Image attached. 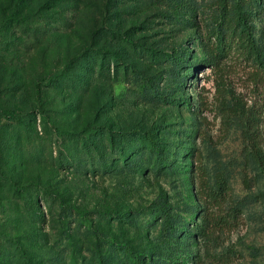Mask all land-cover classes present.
<instances>
[{
	"label": "rangeland",
	"instance_id": "rangeland-1",
	"mask_svg": "<svg viewBox=\"0 0 264 264\" xmlns=\"http://www.w3.org/2000/svg\"><path fill=\"white\" fill-rule=\"evenodd\" d=\"M181 1L0 0V264H264V79Z\"/></svg>",
	"mask_w": 264,
	"mask_h": 264
},
{
	"label": "trees",
	"instance_id": "trees-1",
	"mask_svg": "<svg viewBox=\"0 0 264 264\" xmlns=\"http://www.w3.org/2000/svg\"><path fill=\"white\" fill-rule=\"evenodd\" d=\"M190 4L195 5L194 0H182L181 6L190 8ZM217 13L215 15L214 24L210 28L207 35L212 52L210 57H207L202 64L206 67L217 66V60L226 55L232 48H238L244 59L250 60L256 65L257 78L264 79V26L258 29L252 22L259 16L261 9L264 7V0H215ZM258 34V35H257ZM175 62L180 60L175 56ZM53 80V79H52ZM240 109V108H239ZM237 113V112H236ZM19 114L12 111L10 118L18 120ZM253 119H259L256 115ZM154 133L148 136L149 141L153 143ZM252 141V155L258 159L259 164L264 170V152L255 143V138L250 135ZM218 187H221L222 180L218 179ZM162 214L163 227L165 233H169L173 229L172 216L168 206L159 207ZM193 229H187L186 234H190ZM200 230V228L196 229ZM201 231V230H200ZM144 253L134 254V264H142ZM172 264H177L172 262Z\"/></svg>",
	"mask_w": 264,
	"mask_h": 264
}]
</instances>
